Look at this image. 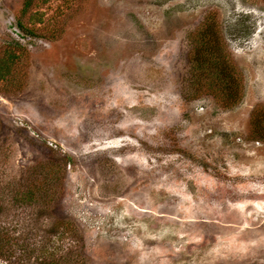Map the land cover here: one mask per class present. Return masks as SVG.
Segmentation results:
<instances>
[{"label": "rangeland", "instance_id": "1", "mask_svg": "<svg viewBox=\"0 0 264 264\" xmlns=\"http://www.w3.org/2000/svg\"><path fill=\"white\" fill-rule=\"evenodd\" d=\"M25 3L0 0V264H264V0ZM199 32L224 62L196 69Z\"/></svg>", "mask_w": 264, "mask_h": 264}, {"label": "trees", "instance_id": "2", "mask_svg": "<svg viewBox=\"0 0 264 264\" xmlns=\"http://www.w3.org/2000/svg\"><path fill=\"white\" fill-rule=\"evenodd\" d=\"M32 2H33V0H26L25 8L26 9L29 8L32 5ZM202 33L203 32H199L200 45L195 47L194 55H193L194 64H195V67L198 71L203 69L205 67V65H207L209 62H211L212 66H214V67H215V64L222 63V60L224 62L223 52L221 53V55L215 54L216 53V50H215L216 46H219V44H220L221 49L224 48L222 46V43H221V37L219 35L218 36H212V34H209V33L207 35H206V33L205 34L203 33V35H202ZM225 55H226V53H224V56ZM228 68L233 70V71L235 70L233 64L227 61L226 68H224V70H227ZM10 73H11V66L8 65V63L6 61L0 62V79L7 80L10 76L9 75ZM221 77L225 81L226 84L229 82L237 81L236 80L237 77L234 74H231V75L222 74ZM230 88L226 87L225 90H228ZM49 179H52V178H49ZM30 191H31L30 189H28V190L25 189L23 191V193H26V195L23 197V200L26 201V200H28V198L32 199L31 197H29L27 195V192H30ZM49 264H52V263H49Z\"/></svg>", "mask_w": 264, "mask_h": 264}]
</instances>
